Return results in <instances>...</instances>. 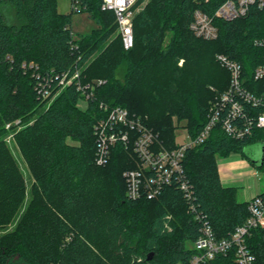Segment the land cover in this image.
I'll return each instance as SVG.
<instances>
[{
	"label": "trees",
	"instance_id": "16d2710c",
	"mask_svg": "<svg viewBox=\"0 0 264 264\" xmlns=\"http://www.w3.org/2000/svg\"><path fill=\"white\" fill-rule=\"evenodd\" d=\"M81 3L97 27L74 38L75 12L61 14L57 0H0V230L15 224L0 235V264H189L204 221L223 239L249 217V202L223 186L217 157L248 159L250 144L215 131L186 152L196 212L175 185L156 199L131 200L124 173L138 167L133 149L118 144L107 164L96 162L100 104L143 119L167 148L177 146L174 117L186 121L194 137L210 102L229 85L217 56L238 61L248 75L264 63V48L254 45L264 38V10L216 20L219 36L206 41L190 30L193 14L198 8L213 12L220 0H140L138 6L145 5L134 19V46L126 50L102 0ZM168 31L171 42L163 49ZM76 72L83 84L104 81L85 109L78 106L83 98L76 81L62 88L56 79ZM40 83L49 98L40 96ZM17 120L11 127L20 128L15 141L33 178L27 199L21 167L2 138L6 123ZM248 244L254 264H264V227ZM206 264L235 261L218 256Z\"/></svg>",
	"mask_w": 264,
	"mask_h": 264
},
{
	"label": "built area",
	"instance_id": "2783aa9c",
	"mask_svg": "<svg viewBox=\"0 0 264 264\" xmlns=\"http://www.w3.org/2000/svg\"><path fill=\"white\" fill-rule=\"evenodd\" d=\"M195 1L199 5H207L212 0ZM220 1L219 6L211 13L201 8L195 10L190 30L196 37L206 41L215 40L219 36L216 20L235 21L248 17L254 8L264 10V0ZM139 2L140 0H102L101 9L114 14L117 32L121 35L126 50L134 46V19L140 11ZM71 8L73 12L80 13L83 8L81 0H72ZM254 45L264 48V38L255 39ZM217 59L229 72V85L217 92L210 102L206 122L199 133L194 137L189 135L188 141L174 148L165 147L160 142L159 135L143 119L131 116L126 108L100 104L103 116L94 126L96 162L100 166L107 164L113 147L118 144L133 149L138 167L124 173L129 199L153 200L160 197L167 187L175 185L187 199L190 211L196 212L192 184L185 169L188 150L203 145L215 131L222 132L230 139L248 142L250 146H264V63L256 66L248 75L238 61L223 54H219ZM79 77L80 72H76L73 76H56V79L62 88L76 81L82 98L86 101L93 99L97 85L104 84V81H98L97 85L83 84ZM38 92L44 99L51 95L46 83H40ZM195 218L203 220L199 213H196ZM263 227L264 193L249 201V217L229 238H217L212 226L204 221L193 244L195 253L189 264H206L218 256L230 255L234 256L235 264H254L256 257L248 240L254 230Z\"/></svg>",
	"mask_w": 264,
	"mask_h": 264
},
{
	"label": "rangeland",
	"instance_id": "374dc122",
	"mask_svg": "<svg viewBox=\"0 0 264 264\" xmlns=\"http://www.w3.org/2000/svg\"><path fill=\"white\" fill-rule=\"evenodd\" d=\"M145 4H141L138 9L141 10V8L144 6ZM71 7H72V1L71 0H57V9L61 14H69L71 12ZM11 14V13H10ZM13 15V14H12ZM96 21L93 19V17H91L88 13L86 12H80V13H75L73 15V20H72V32L75 35V38H78L80 36L89 34L93 29H95L96 26ZM115 25V21L114 19L111 22V25ZM116 34H118V32L116 31ZM171 38H172V33L170 31H168L166 33V38L163 44V49H166L169 45V43L171 42ZM183 64V60H180L179 65L182 66ZM215 88H212V90ZM88 102L85 99L80 100L78 106L81 109H85L87 106ZM174 120V124H177L178 128L176 130V134H175V142L177 145L185 143L186 141H188V136L189 131L188 129L185 127V125L187 124L186 121H179L176 117L173 118ZM19 122V120L15 121V122H9L6 123L5 128H6V132L4 133V135L2 136L3 140L7 143V145L9 146V148L11 149L13 155L16 157L21 170L23 172V175L25 177L26 180V184H27V196L26 199L29 195V190L30 187L33 183V178L31 176V173L28 169L27 164L25 163L19 147L15 141V132L16 130H19L20 128H16L12 129V127H9V125H13V124H17ZM255 146V145H254ZM236 154H231L229 156V158H231L232 156H234ZM227 157L222 158V157H217L218 162L221 163L222 161L226 160ZM258 177L259 178V182L264 190V168H258ZM253 178V177H252ZM252 182H255V179H250L249 178H244L239 182V188H238V194H237V200L239 202H242L246 199V195L245 192L249 191V186ZM27 204H23L22 208L19 211V215L24 211V209L26 208ZM19 219V217H17L16 221ZM15 224H10L7 227L3 228L0 230V235L5 234L9 231H11L14 228Z\"/></svg>",
	"mask_w": 264,
	"mask_h": 264
},
{
	"label": "crops",
	"instance_id": "0c3cea01",
	"mask_svg": "<svg viewBox=\"0 0 264 264\" xmlns=\"http://www.w3.org/2000/svg\"><path fill=\"white\" fill-rule=\"evenodd\" d=\"M219 175L224 187L239 188V182L244 178L255 179L245 192L246 199L242 202H249L255 196L264 193L258 177V168L252 161L236 154L231 158L227 157L221 163L218 162ZM253 177V178H252Z\"/></svg>",
	"mask_w": 264,
	"mask_h": 264
},
{
	"label": "water",
	"instance_id": "95a60500",
	"mask_svg": "<svg viewBox=\"0 0 264 264\" xmlns=\"http://www.w3.org/2000/svg\"><path fill=\"white\" fill-rule=\"evenodd\" d=\"M247 158L252 161L257 167H263L264 165V146L261 144L247 147L245 150ZM152 257L149 256V260Z\"/></svg>",
	"mask_w": 264,
	"mask_h": 264
}]
</instances>
